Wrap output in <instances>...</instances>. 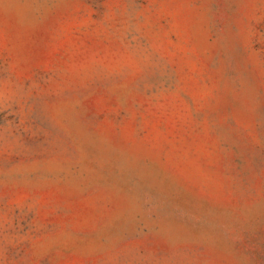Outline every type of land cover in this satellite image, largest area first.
<instances>
[{
  "label": "rangeland",
  "instance_id": "obj_1",
  "mask_svg": "<svg viewBox=\"0 0 264 264\" xmlns=\"http://www.w3.org/2000/svg\"><path fill=\"white\" fill-rule=\"evenodd\" d=\"M0 264H264V0H0Z\"/></svg>",
  "mask_w": 264,
  "mask_h": 264
}]
</instances>
